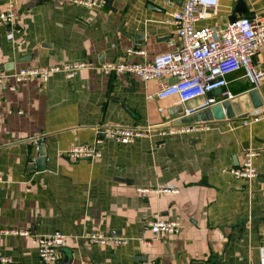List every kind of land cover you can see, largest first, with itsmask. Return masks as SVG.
<instances>
[{
	"label": "crops",
	"instance_id": "obj_1",
	"mask_svg": "<svg viewBox=\"0 0 264 264\" xmlns=\"http://www.w3.org/2000/svg\"><path fill=\"white\" fill-rule=\"evenodd\" d=\"M11 1L19 14L12 28H0V72L77 62L94 67L16 90L9 88L12 80L0 85V230L31 232L0 233V255L12 264H42L34 237L61 232L67 241L60 264H264V120L251 126L239 118L213 121L193 133L162 136L180 118L171 117L179 108H197L207 98L185 105L175 96L160 99L159 81L101 69L130 48L145 51L127 57L136 63L177 50V26L165 20L184 0H108L104 9L0 0V12ZM208 13L196 27L224 29L234 15L263 14L264 0L224 1ZM255 61L264 69V52ZM228 81L235 98L249 94L261 109L264 83L253 90L242 71ZM105 125L152 133L131 145L106 140L101 158L69 160L71 146L93 144ZM249 150L259 153L256 181L224 173L239 167ZM156 216L179 222L181 232L155 236ZM89 231L129 243L91 244L84 238Z\"/></svg>",
	"mask_w": 264,
	"mask_h": 264
},
{
	"label": "built area",
	"instance_id": "obj_2",
	"mask_svg": "<svg viewBox=\"0 0 264 264\" xmlns=\"http://www.w3.org/2000/svg\"><path fill=\"white\" fill-rule=\"evenodd\" d=\"M75 5L89 8L104 9L108 6V0H65ZM234 2L236 0H184L181 11L174 12L165 20L168 24L177 26V37L180 46L177 50L157 55L150 63H136L127 59L130 56H143L142 49L130 48L126 56L101 66L106 75H133L144 81H159L161 90L158 93L160 99L178 97L181 104L185 105L199 98H207L197 108L184 110L185 117L193 116L199 111L211 108L217 104L234 99L236 96L229 89L228 76L238 71L244 73L253 90H260L264 83V69L256 63V57L264 52V13L251 18L241 17L229 22L224 29L201 28L196 24L209 16L208 10L217 9L222 2ZM18 9L13 1L7 8L0 12V28L13 27L18 17ZM94 67L92 62L65 63L61 65L38 68L22 67L13 73L6 75L0 72V85H6L7 80L14 82L9 88L16 90L17 84L31 80L48 82L53 74L63 73L67 79L85 69ZM174 79L176 83L169 85L167 80ZM222 89L219 100L210 93ZM264 120V104L258 115H249L241 119L243 126H251ZM206 123L191 125H173L160 132V135H178L193 133L206 129ZM100 134L93 144L73 145L67 150L66 156L73 162L81 160H93L101 158L103 146L106 140H112L118 144L131 145L137 140L151 136L149 128L134 126L105 125L99 130ZM259 153L255 150L246 151L243 163L224 173L231 174L237 179L254 182L259 178V172L255 160ZM2 181L0 177V182ZM151 231L155 236L178 235L181 226L177 221L162 220L158 216L150 223ZM2 234H14L30 236L28 230L6 229L0 230ZM84 238L91 244L109 246L113 244L126 245L127 239L114 238L105 232L89 231ZM67 241V236L56 232L49 236H35L34 242L38 248V254L42 264H60V251ZM0 264H12L8 257L0 255ZM137 264H160L138 262Z\"/></svg>",
	"mask_w": 264,
	"mask_h": 264
},
{
	"label": "water",
	"instance_id": "obj_3",
	"mask_svg": "<svg viewBox=\"0 0 264 264\" xmlns=\"http://www.w3.org/2000/svg\"><path fill=\"white\" fill-rule=\"evenodd\" d=\"M238 19L236 15L230 18V22ZM25 58L18 61L26 62ZM11 68L14 67V64H11ZM8 68V67H7ZM222 89H218L213 93L209 94V97H212L216 94H221ZM259 106L255 105L249 94L241 95L237 98H234L229 101H225L221 104L212 106L209 109L201 111L194 114L193 116L185 117L184 108L181 107L178 109V112L172 114L171 117H180L176 120L175 125H191V124H200V123H210L213 121H224L232 120L235 118L244 119L249 115H258L261 112V109H257ZM38 169L43 171L45 169V158H40L38 161Z\"/></svg>",
	"mask_w": 264,
	"mask_h": 264
}]
</instances>
